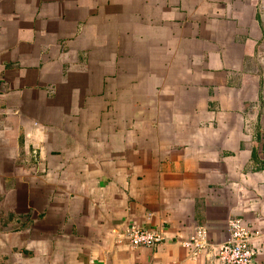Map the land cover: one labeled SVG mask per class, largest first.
Here are the masks:
<instances>
[{
	"label": "crops",
	"instance_id": "obj_1",
	"mask_svg": "<svg viewBox=\"0 0 264 264\" xmlns=\"http://www.w3.org/2000/svg\"><path fill=\"white\" fill-rule=\"evenodd\" d=\"M235 217L264 231V0H0V264H220L182 243Z\"/></svg>",
	"mask_w": 264,
	"mask_h": 264
},
{
	"label": "built area",
	"instance_id": "obj_2",
	"mask_svg": "<svg viewBox=\"0 0 264 264\" xmlns=\"http://www.w3.org/2000/svg\"><path fill=\"white\" fill-rule=\"evenodd\" d=\"M227 232L226 240L214 245L210 240L209 229L199 226L182 244L190 250L195 259L202 256L210 257L213 254L220 264H255L260 249L257 245L264 237V231L247 225L243 218L235 217L228 221ZM113 233L117 240L127 239L136 248L144 246L151 248L164 239L161 232L137 225L126 230L115 228Z\"/></svg>",
	"mask_w": 264,
	"mask_h": 264
}]
</instances>
